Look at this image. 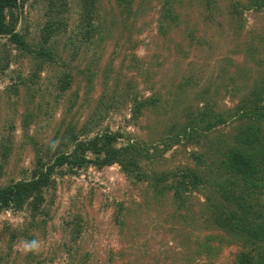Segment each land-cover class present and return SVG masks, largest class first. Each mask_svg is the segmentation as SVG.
<instances>
[{"label":"rangeland","instance_id":"rangeland-1","mask_svg":"<svg viewBox=\"0 0 264 264\" xmlns=\"http://www.w3.org/2000/svg\"><path fill=\"white\" fill-rule=\"evenodd\" d=\"M133 1L130 14L135 17L124 23L131 24L129 37L126 33L119 35L121 25L116 21L130 17L129 13H120V7L112 5L113 0H100L101 32L95 36L97 43L83 45L73 59L70 57V40L78 35L76 29L70 25L63 34L55 37L53 47L68 66L65 68H72V82L64 95L57 96L54 71L40 72L38 83L31 89H36V95L43 99L42 111L37 122L30 125L28 135L45 147L60 123L76 122L80 128L86 121L100 118L98 129L122 130L130 136L124 141L136 139L146 142L147 146L156 145L159 151L163 149V139L170 143L160 156L151 158L145 166L141 164L142 168L154 166L165 171L189 168L203 176L205 167L202 162L197 164L191 155L198 153L208 160L212 147L207 139L216 135V131L222 135L228 133L229 127L210 131L208 138L195 145L185 146L183 141L173 143L170 138L174 137L186 115L195 113L205 101H214L212 107L221 112L249 89L261 67L252 63L244 43H251L252 51L258 53L255 60L262 61L264 54L258 52L256 39L259 35L264 38V9L245 10L239 16V10L237 14L232 13L227 0H216L217 12L201 10L200 3L191 0L184 13L191 11L197 17L196 20L192 17L189 22L192 35L180 42L179 52L174 50L171 57L166 50L160 49L159 43H153L156 35L154 10L160 6L158 0H142L143 6L140 4L138 12L135 10L140 0ZM77 2L66 0L65 12L58 19H64L66 25L75 21ZM43 11V4L26 0L22 6L24 19L16 28L22 33V27H25L28 44L34 47L40 42ZM111 23L113 26L109 28ZM134 43L137 45L132 49ZM155 53L160 54L154 61L159 62L158 68L152 67L148 74L143 62ZM1 62H4L3 58L0 66ZM84 69L92 75L82 76L79 71ZM20 70L23 69L17 63H10L8 68L0 71V91L15 82L14 77ZM27 70L25 68L24 73ZM54 70L58 73L60 68ZM39 87L43 92H39ZM25 92L23 88L14 96L7 91L0 94V136H10L14 143L2 166L0 184L18 178L21 169L32 165L31 144H24L26 139L19 123L16 122L13 132L7 125L9 118L15 117L13 103L21 112L19 107L25 100ZM133 96L137 100L157 96L156 105L145 106L136 121L129 117ZM8 97L12 100L7 101ZM153 111H157L156 116ZM54 179L56 185L50 206L52 222L43 245L46 259H53L48 264H232L235 259L238 251L235 241L228 240L225 232L205 221L209 213L203 209L206 206L205 188L183 196L186 199L181 206L170 205L169 193L167 200L161 202L147 196L138 186L129 184L116 165L100 170L89 166L80 169L77 176L56 175ZM90 189L93 192H89ZM119 211L124 214L122 222L117 219ZM72 220H80L78 248L73 249L76 248L80 255L86 253L84 262L72 255L73 249L65 250L71 236V226L66 223ZM21 221V214H0V226L4 222L14 227ZM207 235H210L207 239L213 251L208 256L201 252ZM13 249L24 250L25 247L14 246ZM13 256V264H23L22 257Z\"/></svg>","mask_w":264,"mask_h":264},{"label":"trees","instance_id":"trees-1","mask_svg":"<svg viewBox=\"0 0 264 264\" xmlns=\"http://www.w3.org/2000/svg\"><path fill=\"white\" fill-rule=\"evenodd\" d=\"M25 1L0 0V61L2 58L4 60L1 62L0 71L8 68L10 63H17L23 70L29 69L25 73L23 70L18 71L14 77L15 82L7 85L0 94L7 91L14 96L16 92L25 89V100L21 101L22 107L18 106L21 112L17 111L16 103H13L15 117L9 118L7 125L13 132L16 122L19 123L26 139L24 144L29 142L33 151L31 167L21 169L18 178H10L6 183L0 184V214L10 212L22 215V221L17 226L1 223L0 264H13V255L22 257L23 264L52 262L53 259L47 260L44 256L46 254L43 252V245L52 222L50 206L56 185L55 176H77L80 169L85 170L89 166L100 170L112 165L118 166L129 184L138 186V189L143 190V193L156 201L167 200L169 193L170 205L182 206L188 195L202 188L207 189L204 194L206 206L204 205L203 209L208 210L209 213L205 221L209 226L225 232L228 240L235 241L233 243L237 245L238 251L232 264H264V202H262L264 199L262 197L264 195V57L262 61L255 60L258 53L252 51L253 45L244 43L245 50L251 55L249 58L252 63L261 67L249 89L230 108L221 112H216L212 107L214 101L210 103L205 101L195 113L186 115L174 137L170 138L173 143L183 141L185 146L195 145L202 139L208 138L210 131L215 132L218 127H229L228 133L222 131L224 133L222 135L221 132L216 131V135L207 139V143L212 148L208 153V160L205 159L206 162L198 153L191 155L197 160V164L202 162L205 167L206 174L203 176L189 168L172 171L157 170L154 166L148 169L142 168L141 164L145 166L147 161L152 160L151 158L160 156L170 143H166L163 139L161 143L163 149L159 151L156 145L147 146L146 142L136 139L130 138L124 141L130 136L122 130L98 129L100 118H92L80 128L76 126V122L60 123L55 127L49 142L42 147V144L33 141L28 135L30 125L35 124L39 118L43 103L41 96L36 95L37 90L31 87L38 83L40 72L50 70L49 72L54 71L56 77L54 86L57 89V96L64 95L70 88L72 68L69 67L71 70L65 68L68 66L53 47L54 39L63 34L70 25L76 29L78 35L70 40L71 59L83 45L97 43L95 36L101 32V5L100 0H77V19L66 25L64 19H58V16L65 12L66 0H35L36 3L43 4L44 23L40 29V42L38 41V45L34 47L28 44L25 27H22V33L16 30L17 25L24 19L22 6ZM197 1L201 10L210 12L218 10L216 0ZM227 1L233 14H237L239 10V16L245 10L264 9V0ZM132 2L134 3L133 0L112 2L113 6L120 7V11L122 10L120 13L127 11L130 16L120 18L121 22L116 20L121 25L120 36L131 31V24L124 23L135 17L130 14ZM157 2L160 6L154 10L156 35L153 37V43H159L160 49L166 50V53L172 57L174 50L179 52L180 42L192 35L189 22L192 17L194 20L197 17L191 11L189 14L184 13V8L189 6L191 0H158ZM140 4L142 7V0L138 2L135 12H138ZM112 26L113 23L109 28ZM127 36L129 37L128 34ZM256 41L260 48L258 52L264 54V38L259 35ZM136 45V43L131 44V48L135 49ZM148 57L149 60L143 62L146 64L144 68L146 73L152 67L158 68L159 62L154 61L160 57V54L155 53ZM56 67L60 68L58 73L54 70ZM79 72L82 76L92 75L88 69ZM39 92H43L42 87H39ZM10 97L6 100H12ZM43 98L47 99L46 96ZM130 101L129 117L136 121L141 117L145 106L156 105L157 96L139 100L133 96ZM153 113L156 116L157 111ZM92 132L94 133L89 136ZM0 142V177H2V166L14 143L12 137L2 135ZM20 144L23 142L21 141ZM89 192H93L92 189ZM119 215L117 219L122 222L124 214L119 211ZM79 221H65L66 225L71 226L69 243L65 245L67 251L69 248H78L76 244L81 234ZM209 236L205 237L206 243L201 247V252L206 256L213 252L208 244ZM33 242L38 245L37 248L13 249L14 246L20 247L25 243ZM76 248L72 250V255L77 256L78 259L80 257L84 262L86 253L80 255Z\"/></svg>","mask_w":264,"mask_h":264},{"label":"clouds","instance_id":"clouds-1","mask_svg":"<svg viewBox=\"0 0 264 264\" xmlns=\"http://www.w3.org/2000/svg\"><path fill=\"white\" fill-rule=\"evenodd\" d=\"M24 247H25L26 250H31V249L37 248L38 245L35 242L30 243V244L29 243H25Z\"/></svg>","mask_w":264,"mask_h":264}]
</instances>
